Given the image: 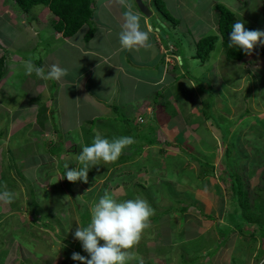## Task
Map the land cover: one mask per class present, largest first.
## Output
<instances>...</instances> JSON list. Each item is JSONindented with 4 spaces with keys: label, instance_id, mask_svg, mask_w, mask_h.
I'll list each match as a JSON object with an SVG mask.
<instances>
[{
    "label": "rangeland",
    "instance_id": "1",
    "mask_svg": "<svg viewBox=\"0 0 264 264\" xmlns=\"http://www.w3.org/2000/svg\"><path fill=\"white\" fill-rule=\"evenodd\" d=\"M144 1L152 12L150 23L138 0H128L140 16L141 29L157 30L160 19L166 23L164 33L170 38L163 43L180 46L185 61L181 68L190 83L163 71L164 53L160 54L156 40L165 38L163 30L150 32L151 49L121 48L125 9L116 0L94 4L92 44H107L98 51L106 54L107 62L77 49L87 44L90 25L64 45L63 38H56L54 16L46 7L37 6L26 14L10 0H0V56L8 55L6 64L13 73L0 81V130L5 133L0 138V178L6 177L4 186L15 193L13 203L0 206V264H62L65 260L73 264V245L79 242L74 232L78 225L87 226L91 204L105 192L115 193L120 200L144 199L154 209L150 227L130 250L143 264H190L191 260L194 264H264V238L258 234L254 241L249 232L237 231L254 229L230 209L233 194L228 175L229 168L250 190L264 188V58L254 54L249 62L228 60L215 9L223 6L245 27L264 30L261 0H164L179 20L177 25L161 16L153 0ZM207 36L216 39L209 58L192 59L195 41ZM29 59L38 67L40 61L43 67L57 64L67 74L58 81L41 80L35 73L28 76L23 64ZM105 69L115 78L110 79ZM96 80L102 88H95ZM38 81L46 82L45 92L34 89ZM167 92H174V97ZM148 107L156 112H147ZM207 112L210 122L202 119L198 131L183 126L185 121L198 126ZM25 117L22 127L18 119ZM96 134L109 140L131 136L135 143L117 161H101L91 168L88 183L59 179L66 165L78 167L76 157ZM151 141L155 144L147 147ZM199 160L216 167L213 177L199 178ZM184 206L187 212L181 213ZM228 227L235 231L225 238ZM195 234L205 238L198 242ZM203 241L208 245L202 247ZM126 264H139V259Z\"/></svg>",
    "mask_w": 264,
    "mask_h": 264
},
{
    "label": "clouds",
    "instance_id": "2",
    "mask_svg": "<svg viewBox=\"0 0 264 264\" xmlns=\"http://www.w3.org/2000/svg\"><path fill=\"white\" fill-rule=\"evenodd\" d=\"M142 2L146 4L144 0ZM116 3L125 9L119 32L121 48L128 51L151 49L152 30L141 29L140 16L132 10L128 0H116ZM172 44L167 48L168 57L173 61L169 64L175 65L172 67L176 70L178 79L187 81L189 75L185 73L186 70L184 73L181 72L184 60L178 54V46ZM258 44H264V30L246 29L245 23L239 20L232 24L228 38L229 48H238L246 56H251ZM168 54L166 52V55ZM179 62L181 65H178ZM23 67L26 75L31 76L35 73L36 77L44 81H58L67 74V70L57 64H52L46 69L36 66L31 59L24 61ZM134 143L135 140L131 136H120L109 140L96 134L91 145L83 146L76 157L78 167L68 169L66 165V170L59 179L66 178L73 183L77 181L88 183V173L91 168L98 166L101 161L105 164L117 161L123 150ZM14 199L15 193L8 190L5 185L4 190L0 191V206L10 205ZM90 214L91 219L87 226L78 225L74 232V238L81 243L88 256L74 252L71 259L79 261L80 264H126L129 260L139 259V264H143V259L130 250L139 244L144 231L150 227L151 216L154 215V209L146 200L141 198L120 200L115 193L105 192L98 202L91 204Z\"/></svg>",
    "mask_w": 264,
    "mask_h": 264
},
{
    "label": "trees",
    "instance_id": "3",
    "mask_svg": "<svg viewBox=\"0 0 264 264\" xmlns=\"http://www.w3.org/2000/svg\"><path fill=\"white\" fill-rule=\"evenodd\" d=\"M13 3V6L17 7L22 12L28 14L31 12V10L37 6H44L48 9L51 14L54 16V20L52 21V27L55 33H60L63 35L64 38H71L75 36L76 33H78L84 26L90 25L88 33L85 35V41L89 42L92 38L95 37L96 34V28L93 24L94 20V4L96 0H10ZM156 9L159 11L161 16L167 20L168 22H172L174 25L179 24V20H176L173 15L167 10L164 0H153ZM262 3V12L264 15V0H261ZM94 7V8H93ZM215 9L218 12V31L222 38V45L225 51V55L228 60L236 61V62H244L250 60L252 58V55H259L264 58V44H258L251 56H246L241 50L238 48H229L228 47V38L231 31L232 24L237 21L236 16L233 12H231L229 9L224 8L223 6H216ZM249 30H254L252 27H245ZM166 35V33H164ZM215 37L207 36L203 38H198V40L195 41L196 46V53L193 56V59L200 60L202 62H205L208 58L210 53L214 49L215 45ZM177 46V44H176ZM180 46L178 47V54H180ZM7 59L8 55L3 54L0 56V81H2L8 74V68H7ZM249 62V61H248ZM42 66V62H39V67ZM171 98V97H170ZM205 100V99H203ZM203 100L200 101V104L203 105ZM207 101V100H206ZM212 104V103H210ZM116 109V108H114ZM210 113V112H209ZM208 112L205 113V117L201 118L197 121L198 126L193 123L192 121H180L184 122L183 125H186L190 128V130L196 132L200 128L199 124L201 125V120L210 121L211 114ZM248 113V112H247ZM248 115V114H247ZM246 115V116H247ZM203 116V115H202ZM245 117V116H244ZM243 117V118H244ZM174 116H172L170 119H173ZM177 122V120H175ZM189 122V123H188ZM177 124H179L177 122ZM180 125V124H179ZM212 125V124H211ZM181 126V125H180ZM196 126V128H193ZM183 127V126H182ZM5 135L4 131L0 130V138L3 139V136ZM0 139V144L1 140ZM3 142V141H2ZM155 144V142L151 141L149 143V146L151 147ZM75 146H72L71 148H74ZM134 150V149H133ZM142 149L138 150L141 151ZM227 156L230 154V148L227 149ZM126 159L120 158L119 162H122ZM133 161V159H131ZM125 163V161L123 162ZM199 165L202 167V173L199 175V178L202 179V174L208 177H213V174L216 173V167L211 164V162L208 161H200ZM12 168V165H10ZM9 167V168H10ZM228 175L231 183V190H232V199H231V206L230 209L233 210L234 213H237V216L240 217L241 220H243L244 224L246 226H249L251 229H254L253 231H246L240 229L237 230L240 235H247L252 240L257 239V235H261V238H264V234H262V231L264 230V188L263 187H256L253 190H250L249 187H247V184L245 180L234 172H229L228 168ZM6 177L0 178V191H3L1 189L4 188V183L2 182ZM15 186V185H12ZM180 198L177 199L178 203H180ZM181 204H185L184 200L181 201ZM188 207L184 206L180 209L181 213L187 212ZM201 211V210H200ZM230 211V210H229ZM79 213V212H78ZM52 215H48V217H51ZM80 216H82L80 214ZM208 217V216H207ZM209 218H213L212 216H209ZM154 220H157V218H154ZM44 227L48 228L50 227L49 224L44 223ZM255 227L257 228V231H255ZM52 229V226L50 227ZM235 230L231 227L227 228L226 233L224 234L225 238L229 237V234L231 232H234ZM221 234H223L222 229L219 230ZM249 232V233H247ZM247 233V234H244ZM194 238L197 239L199 242V239L203 240L205 237L203 235H194ZM208 241H203L202 247L208 245ZM80 242L77 243V245H73L75 247V251L80 253L83 256H88L86 252H84L82 246H80ZM199 245V244H198ZM219 247H216L215 249H212L211 254H215L217 252V249ZM188 262V261H187ZM192 260L190 261V264ZM67 260H65L62 264H67ZM52 264V263H51ZM73 264H80L79 261H74Z\"/></svg>",
    "mask_w": 264,
    "mask_h": 264
},
{
    "label": "crops",
    "instance_id": "4",
    "mask_svg": "<svg viewBox=\"0 0 264 264\" xmlns=\"http://www.w3.org/2000/svg\"><path fill=\"white\" fill-rule=\"evenodd\" d=\"M148 1V0H147ZM150 1V0H149ZM148 1V2H149ZM47 11H48V9H47ZM49 12V11H48ZM149 20L150 19H148L147 17H145V21H148L149 22ZM122 23V20H120L119 22H118V24H121ZM161 23H162V25H161ZM165 27H167V25H166V23H164V22H162V19H160L159 20V22L157 23V30H155L154 28H152V30H155V31H157V33H160V28H161V30H163L164 31V28ZM36 32H38V31H36ZM116 32V31H115ZM169 32V31H168ZM57 34V33H56ZM56 38H63L64 40H63V42H64V45L66 44V45H68V44H70L69 43V39L70 38H64L61 34H57V36H56ZM72 38V37H71ZM170 38V36L167 34L166 36H165V38H162V37H159V38H156V40H157V43L159 44L158 46H159V51H160V54H163L164 53V57H163V59H162V66H163V71L165 72V74H171V76H172V78H173V76H177V73H176V70L172 67V66H175V65H172L171 63H173V61H172V59H169V54H168V46H166L164 43H163V39L166 41V40H168ZM95 38H92L89 42H86L87 44L86 45H81L80 46V48L82 49H79V48H77V46H75L74 44H72V48H77L83 55H87V56H92L93 58L92 59H95L96 60V58L97 59H102V60H104V62H107L108 61V57H106V54H102V53H98V51L101 49V47L102 48H104V50L107 48V44H104L103 43V45L102 46H99V47H94L93 46V44H92V42H93V40H94ZM85 40V39H84ZM109 41V39H106V41L105 42H108ZM62 42V43H63ZM109 44V43H108ZM170 44H172V43H170ZM169 44V45H170ZM108 51L110 52V50L108 49ZM166 52H167V54L168 55H166ZM168 57V58H167ZM166 58H167V60H166ZM177 60V59H176ZM182 60H184V59H182ZM178 61V60H177ZM169 62H171L170 64H169ZM8 63V62H7ZM179 65V64H178ZM177 65V66H178ZM183 65L185 66V61L183 62ZM98 66V64L97 65H95V66H93V67H91L90 68V72H91V69H92V71H94L95 70V68ZM189 66H191V64L189 65ZM41 67H43V65L41 66ZM44 67L47 69L49 66L47 65V64H44ZM7 68H8V74H7V76L4 78V79H6L7 77H11V75L13 74L11 71H9V65L7 66ZM105 71H108V73L109 74H111L110 75V79H113V78H115V76H112V71L111 70H106L105 69ZM181 72L182 73H184V69L183 70H181ZM115 74V73H114ZM181 77H183V76H181ZM3 79V80H4ZM181 79V78H180ZM185 80V79H184ZM49 81V80H48ZM187 81L190 83V81L187 79ZM39 83L36 85V87L34 88L35 90H39V91H46V82H44V81H38ZM76 84H77V82H76ZM62 85H64V87H66L67 86V83H64V82H62ZM94 85H95V88H102V86L101 85H99V82L96 80V81H94ZM175 85H177V83L175 82L172 86L173 87H175ZM193 85V84H192ZM85 85H83V87H84ZM171 86V88L173 89V87ZM57 87H59L60 88V85H57ZM82 87V88H83ZM89 88V87H88ZM180 88V87H179ZM168 93V95H170V97H174V95H173V93L174 92H171V93H169V92H167ZM48 96V95H47ZM49 97V96H48ZM49 100V99H48ZM141 105V104H140ZM45 107L46 106H44V110H45ZM25 110V109H24ZM147 112H149V113H152V114H154V112H156L155 110H153V109H151L150 107H148V109H147ZM43 113V111L40 109L39 110V112H38V114H42ZM20 114L21 115H23V113H22V111L20 112ZM175 118H173V120H174ZM18 120H20V125L22 126V127H25L26 126V121H27V118L25 117L24 119H18ZM210 122V121H209ZM19 125V126H20ZM18 126V127H19ZM184 126V125H183ZM21 127V128H22ZM181 128H183L182 126H181ZM199 134V133H198Z\"/></svg>",
    "mask_w": 264,
    "mask_h": 264
},
{
    "label": "water",
    "instance_id": "5",
    "mask_svg": "<svg viewBox=\"0 0 264 264\" xmlns=\"http://www.w3.org/2000/svg\"><path fill=\"white\" fill-rule=\"evenodd\" d=\"M138 3H139V7H140L141 11L150 19L152 12L149 11L148 7L146 5H144L142 0H138ZM149 23H150V21H149Z\"/></svg>",
    "mask_w": 264,
    "mask_h": 264
}]
</instances>
